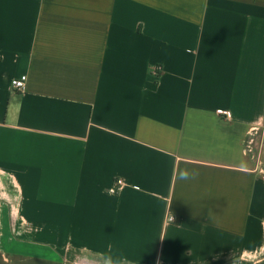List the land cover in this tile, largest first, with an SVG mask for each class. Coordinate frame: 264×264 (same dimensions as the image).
<instances>
[{"label": "crops", "instance_id": "1", "mask_svg": "<svg viewBox=\"0 0 264 264\" xmlns=\"http://www.w3.org/2000/svg\"><path fill=\"white\" fill-rule=\"evenodd\" d=\"M106 255L264 264V0H0V264Z\"/></svg>", "mask_w": 264, "mask_h": 264}, {"label": "built area", "instance_id": "2", "mask_svg": "<svg viewBox=\"0 0 264 264\" xmlns=\"http://www.w3.org/2000/svg\"><path fill=\"white\" fill-rule=\"evenodd\" d=\"M162 72V68L161 67H158L156 69L155 72H153V75L156 77L158 76V74ZM27 76L24 75V76H21L20 78L18 79H15L13 80L12 82V86L16 89V90H19V91H23L25 90L26 88V82H27ZM224 115H227L226 112L223 113ZM250 143H254V140H250ZM125 185V182L124 180L122 179H117L114 186L110 189V193L112 194H117L121 191V189L123 188V186ZM174 218L173 217H170V220L172 221Z\"/></svg>", "mask_w": 264, "mask_h": 264}, {"label": "clouds", "instance_id": "3", "mask_svg": "<svg viewBox=\"0 0 264 264\" xmlns=\"http://www.w3.org/2000/svg\"><path fill=\"white\" fill-rule=\"evenodd\" d=\"M198 175L197 170L195 169H182L179 173V178L182 180L194 179ZM211 214V212H210ZM103 264H116L111 255H106L103 258Z\"/></svg>", "mask_w": 264, "mask_h": 264}]
</instances>
